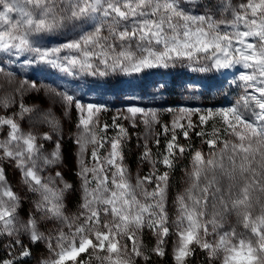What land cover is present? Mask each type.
<instances>
[{
    "label": "snow or ice",
    "instance_id": "6c2138e0",
    "mask_svg": "<svg viewBox=\"0 0 264 264\" xmlns=\"http://www.w3.org/2000/svg\"><path fill=\"white\" fill-rule=\"evenodd\" d=\"M186 5L199 0H0V53L29 65L97 80L177 67L248 70L234 82L241 91L231 105L203 112L177 105L168 109V122L128 105L109 124L101 120L106 106L51 90L66 117L78 113L72 137L78 188L61 170V121L51 109L37 112L17 101L37 85L22 81L0 95V238L7 253L0 264H26L38 243L48 252L38 264H151L153 255L167 256L170 239L173 264H193L197 252L203 264H264V0H220L217 11L199 13ZM66 31L75 35L56 46L35 42ZM0 74L12 75L2 66ZM25 116L33 124L28 131ZM121 120L146 129L139 159L149 168L134 179L124 163L130 133ZM210 120L209 135L203 129ZM37 124L49 130L36 131ZM197 128L207 152L179 143ZM186 151L187 186L170 212L171 171ZM6 166L19 172L30 196L15 191ZM77 190L80 203L71 212L66 197ZM26 201L29 213L21 219ZM42 222L53 226L44 231ZM145 230L154 237L151 248L142 242Z\"/></svg>",
    "mask_w": 264,
    "mask_h": 264
},
{
    "label": "rangeland",
    "instance_id": "374dc122",
    "mask_svg": "<svg viewBox=\"0 0 264 264\" xmlns=\"http://www.w3.org/2000/svg\"><path fill=\"white\" fill-rule=\"evenodd\" d=\"M233 3H239V0H233ZM220 0H199V6H188L194 13L204 11L206 8L212 11H217ZM90 26L89 23L81 25L79 30H87ZM75 35L73 31H66V35H53L50 37H43L37 39L35 42L38 46L51 47L65 41L71 36ZM0 66L5 69V73H11V77L6 74H0V95L12 92L19 87L22 81L34 82L37 85L36 89H31L25 93L21 98L17 96V101H21L37 112L47 111L49 109L61 121L63 133V165L62 171L65 178L75 184L78 188L79 181L75 175L77 170L76 160V146L72 142L73 134L76 132V121L78 113L75 109L71 111L70 116L64 115V109L57 97L51 90L57 92H67L76 97L81 103H93L101 106H106V110L101 113L110 112L117 116L126 109L128 105H137L149 111H156L160 113L161 119L165 122L171 120L172 116L168 112L169 108L175 111L177 105L181 107L193 108L198 111H206L208 109H219L227 107L235 102L240 94V88L236 87L239 82V76L244 74L246 69L237 65L231 69L222 70L220 72H212L207 74L195 73L183 67L175 69H151L146 70L142 74L133 75L130 77H112L109 80H97L90 77H72L52 69L44 64H27L24 58H13L0 53ZM164 73H168L166 76ZM201 81L204 84H201ZM236 82V83H234ZM53 99L56 102L53 103ZM18 111V108L9 110ZM195 120L196 117H193ZM125 125L130 138L125 148L130 147L132 152H136V163L130 167L129 158H124V163L131 173L133 179L137 172L140 175L148 171L149 166L141 164L140 154L142 152L143 137L146 133L145 126L140 124L138 127H131L130 122L121 120ZM198 122V121H197ZM214 121L210 120L208 125L203 129L209 135L213 129L211 125ZM21 126L25 131L33 128L32 121L28 116L21 121ZM35 130L41 133L48 131L47 126L35 125ZM196 131H201L200 128L193 131L192 136L198 140L197 146L194 148L202 149L204 152L208 151L206 144L202 143V137L195 134ZM115 134V130L112 131ZM111 134V135H112ZM179 143L187 144V140L180 138ZM48 150H51V144L45 142ZM139 153V154H138ZM7 167V178L12 187L22 197L27 195L24 191L22 177L18 171L11 166ZM190 168V157L188 158L187 165L182 169V174L178 182V187L174 188L173 179L170 176V189H169V211L172 212L171 201L177 192H181L187 186L185 181L186 171ZM80 203L79 191L71 192L66 197V204L69 211H76ZM29 203L26 201L20 209L21 219H25L29 213ZM53 225L48 222H42L40 227L42 230L47 231ZM143 244L151 248L154 246L155 240L152 233L145 230L141 237ZM25 244L29 241L27 237H23ZM168 256L172 264V240H169L167 247ZM31 257L28 264H38V261L48 255L47 249L43 243L34 244L31 246ZM204 256L202 253L197 252L193 264H203ZM71 264V261L68 262ZM143 264V261H141ZM151 264H164L163 259L153 255Z\"/></svg>",
    "mask_w": 264,
    "mask_h": 264
},
{
    "label": "trees",
    "instance_id": "16d2710c",
    "mask_svg": "<svg viewBox=\"0 0 264 264\" xmlns=\"http://www.w3.org/2000/svg\"><path fill=\"white\" fill-rule=\"evenodd\" d=\"M113 117H115V115L112 114L111 111L105 112L104 114L101 115V120L106 121L107 123L111 124L113 122ZM120 122L122 123V121H120ZM112 131L113 130L110 131V133H109L110 135L112 134ZM197 144H198V140L194 136L191 135V139L187 140V144H185V145H190L191 147H195V146H197ZM162 148H163V140L161 143V150H162ZM153 150L157 151L155 146H153ZM131 152H132V149L130 147H127L124 149L125 158L130 159V161H129L130 167H132L137 162L135 159V156L137 153L136 152L131 153ZM189 157H190L189 153L186 151L184 156L178 158L175 162V167L171 171V178L173 179L174 188L178 187V182H179L181 174H182V169L187 165ZM4 243H6V240H4L3 238H0V259L5 258L7 255L6 250L3 246ZM15 251H18V249H14V252ZM29 261H30V257L26 259V264H28ZM163 262H164V264H172V261L168 255L163 258Z\"/></svg>",
    "mask_w": 264,
    "mask_h": 264
},
{
    "label": "built area",
    "instance_id": "2783aa9c",
    "mask_svg": "<svg viewBox=\"0 0 264 264\" xmlns=\"http://www.w3.org/2000/svg\"><path fill=\"white\" fill-rule=\"evenodd\" d=\"M166 76H168L169 74L168 73H164ZM201 84H204V82L203 81H201Z\"/></svg>",
    "mask_w": 264,
    "mask_h": 264
}]
</instances>
